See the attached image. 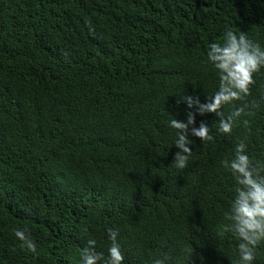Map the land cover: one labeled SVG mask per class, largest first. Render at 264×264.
<instances>
[{
  "label": "trees",
  "instance_id": "16d2710c",
  "mask_svg": "<svg viewBox=\"0 0 264 264\" xmlns=\"http://www.w3.org/2000/svg\"><path fill=\"white\" fill-rule=\"evenodd\" d=\"M229 29L264 45V0H0L2 264H79L89 238L107 253L108 228L124 264L238 261V241L220 234L234 187L222 161L243 140L264 164V69L222 109L247 105L231 133L216 131L215 113L196 115L214 139L190 137L184 169L170 165L167 126L186 120L182 95L217 90L207 51Z\"/></svg>",
  "mask_w": 264,
  "mask_h": 264
},
{
  "label": "clouds",
  "instance_id": "9594fccd",
  "mask_svg": "<svg viewBox=\"0 0 264 264\" xmlns=\"http://www.w3.org/2000/svg\"><path fill=\"white\" fill-rule=\"evenodd\" d=\"M207 61L216 71L217 90L208 96L206 102H202L199 96L182 95L177 104L183 102L189 109L186 120L167 121V126L176 130L173 144L179 151L170 165L177 169H184L192 155L190 137H198L202 142L214 139L209 124L202 120L198 127L195 126L197 114L215 113L220 117L216 131L221 134L232 132L234 119L244 114L247 105L235 107L227 116L222 109L250 95L251 86L256 83L255 75L264 69V45L229 29L224 34L223 43L212 42L208 46ZM252 106L255 107V103ZM244 123L247 125L248 122L245 120ZM222 166L231 173L234 187L230 211L224 214L228 223L222 225L220 234L231 233L238 241L239 259L233 264H254L257 246L264 243V164L248 154L247 144L241 140L235 144L232 158L222 161ZM12 234L21 242L22 250L34 257L39 255L37 242L27 227L14 228ZM118 236V229H107L110 243L106 254L97 251L96 239L89 238L80 249L79 264H124L125 255ZM167 259L162 255L154 258L151 264H166Z\"/></svg>",
  "mask_w": 264,
  "mask_h": 264
}]
</instances>
